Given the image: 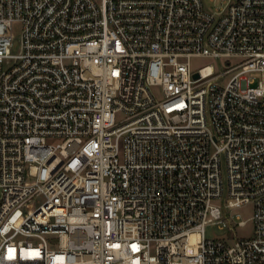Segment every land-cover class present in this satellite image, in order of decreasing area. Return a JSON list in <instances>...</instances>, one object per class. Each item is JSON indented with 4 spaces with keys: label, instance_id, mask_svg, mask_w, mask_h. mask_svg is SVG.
Instances as JSON below:
<instances>
[{
    "label": "built area",
    "instance_id": "built-area-1",
    "mask_svg": "<svg viewBox=\"0 0 264 264\" xmlns=\"http://www.w3.org/2000/svg\"><path fill=\"white\" fill-rule=\"evenodd\" d=\"M223 2L0 0V264H264V0Z\"/></svg>",
    "mask_w": 264,
    "mask_h": 264
},
{
    "label": "rangeland",
    "instance_id": "rangeland-1",
    "mask_svg": "<svg viewBox=\"0 0 264 264\" xmlns=\"http://www.w3.org/2000/svg\"><path fill=\"white\" fill-rule=\"evenodd\" d=\"M205 2L207 6L212 9H217L225 4L223 0H205ZM226 60H227L226 58L217 59L215 57H210V56H205V57L199 56V57H193L191 61H192V67L194 69H198L199 67L207 65L209 63H214L218 67L220 65V61L225 63ZM231 60L233 63H235L238 61V58L234 57ZM154 92L157 93L159 97H162V93L160 89H154ZM239 210L242 212L245 219L249 218L252 215L251 204H247L242 208H240ZM252 228H253V223L249 221L245 226L235 227V232L239 237L250 236L252 232ZM206 234L208 238H217V237L228 238V236L231 235L230 236L231 239H234L233 233L229 232L227 228L220 227L218 224L208 225L206 228ZM230 242L232 241L230 240Z\"/></svg>",
    "mask_w": 264,
    "mask_h": 264
},
{
    "label": "water",
    "instance_id": "water-1",
    "mask_svg": "<svg viewBox=\"0 0 264 264\" xmlns=\"http://www.w3.org/2000/svg\"><path fill=\"white\" fill-rule=\"evenodd\" d=\"M194 76L197 78V77H199V74L198 73H195Z\"/></svg>",
    "mask_w": 264,
    "mask_h": 264
}]
</instances>
